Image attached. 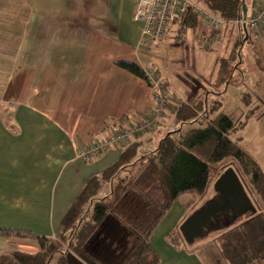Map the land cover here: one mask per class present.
I'll return each instance as SVG.
<instances>
[{
  "label": "crops",
  "instance_id": "obj_1",
  "mask_svg": "<svg viewBox=\"0 0 264 264\" xmlns=\"http://www.w3.org/2000/svg\"><path fill=\"white\" fill-rule=\"evenodd\" d=\"M257 1L242 0L246 15ZM196 4L205 8L201 0ZM135 7L136 0H0V228L5 230L0 232V255L15 250L35 253L39 250L35 236L56 238L86 181L110 167L120 149L113 147L90 161L78 158L76 151L103 136L109 127L105 122L138 120L149 110L147 82L116 65L128 61L146 69L153 64L143 61L151 49L139 41L142 24L133 19ZM177 27L162 41L172 37L178 44L192 32L191 44L202 51L203 67L206 51H220L222 55L210 58L214 68L206 79L212 83L208 92L216 93L214 85L219 93L230 91L227 83L217 82L216 61L229 57L243 28L234 22L210 31L205 41L213 47L203 49L202 24L184 32ZM249 33L250 37L244 36L247 42L240 43L241 51L248 45L247 59L239 54L227 82L237 71L239 104L233 113L242 114L237 139L248 130L247 140L253 145L243 149L264 173V25L259 35ZM245 62L248 68L238 76ZM158 74L171 96L162 120L170 126L173 103L187 102L202 83L186 73L187 80L176 81L168 73L158 70ZM245 92L256 94L260 106L244 101ZM147 137L149 144H155L152 135L137 139L145 142ZM185 194L175 202L176 218L167 223L168 211L150 234L159 264H223L217 247L208 248L210 241L197 248L184 242L177 248L167 238L188 215V201L194 196ZM160 242L164 246L156 248ZM71 259L73 264H84L75 255Z\"/></svg>",
  "mask_w": 264,
  "mask_h": 264
},
{
  "label": "trees",
  "instance_id": "obj_2",
  "mask_svg": "<svg viewBox=\"0 0 264 264\" xmlns=\"http://www.w3.org/2000/svg\"><path fill=\"white\" fill-rule=\"evenodd\" d=\"M244 3L242 0H201L205 10L227 23L235 22L241 28L242 21L240 23L238 20L242 19L241 6ZM201 24L200 16L188 9L176 27L184 32L197 30ZM245 26L246 33L241 31L229 57L217 58L215 68L218 84L229 85L228 76L233 64L240 58V43L247 42L244 41L245 35L250 37V29ZM202 47L212 49L213 45L208 43ZM116 65L147 80L145 71L148 68L128 61H118ZM214 87L216 93L208 92L210 89L204 86V90L198 87L187 102H174L169 115L170 126H165L166 120L162 121V118L160 125L146 134L152 135L155 144L148 143L149 137L145 142L138 139L131 141L120 149L116 161L110 167L86 181L62 219L57 238L66 240L64 236L69 229L70 239L65 241L68 253L58 257V264H73L72 255L84 264H159V255L149 241L150 234L180 195L186 193L190 197L194 196L188 201V215L198 208L200 205H196V198L204 197L214 183L210 174L211 164L226 160L234 163L228 166L235 169L245 189H248L246 191L256 206V213L244 214L232 223L238 224L218 234L214 241L217 251L228 264L264 260V173L250 154L232 138L236 130L242 127V114L236 116L233 111L219 112L222 103L219 94L223 90L219 93L218 86ZM243 94L241 97L244 101L260 106L256 94L253 97L247 92ZM255 108L253 106L252 110ZM244 113L247 115L249 111ZM120 121L121 118L110 123L107 121L104 126L117 125ZM164 128L169 130L161 135ZM146 147L152 153L141 155L140 152ZM140 161L142 164L138 167L136 177L131 175L127 180L111 181L119 169L131 167ZM102 185H108V190L98 196ZM90 201L93 202L88 210L90 216L84 217L83 207ZM1 231L5 230L0 228ZM35 237L39 244L37 252L15 250L2 254L0 264H56L53 254L58 247L48 242L50 238ZM180 238L179 228L171 230L168 235L172 245L177 248L183 245Z\"/></svg>",
  "mask_w": 264,
  "mask_h": 264
},
{
  "label": "built area",
  "instance_id": "obj_3",
  "mask_svg": "<svg viewBox=\"0 0 264 264\" xmlns=\"http://www.w3.org/2000/svg\"><path fill=\"white\" fill-rule=\"evenodd\" d=\"M188 9L201 18L204 29L200 37L204 40V47L209 43L205 41L208 33L227 24V21L188 0H136L133 19L142 24L139 41H143L147 47L159 45L172 27L179 26ZM241 21L253 34L259 35L264 25V0L253 3L245 19L238 20L240 23ZM145 73L151 91V109L138 120L128 117L125 121L118 122L117 125L109 126L103 136L93 138L76 151L78 158L90 161L113 147L121 149L129 144L132 138L146 135L152 128L160 125L166 109L171 106V96L156 68H148Z\"/></svg>",
  "mask_w": 264,
  "mask_h": 264
},
{
  "label": "rangeland",
  "instance_id": "obj_4",
  "mask_svg": "<svg viewBox=\"0 0 264 264\" xmlns=\"http://www.w3.org/2000/svg\"><path fill=\"white\" fill-rule=\"evenodd\" d=\"M188 1L198 3V0H188ZM188 34H190V35H188V37L182 36V39L178 44H175L173 42L172 37H170L166 41H164V42L162 41L161 43H159V45H157V46L148 47L149 49H151V52L146 54L147 57L145 58V60L143 59V61L145 63L153 62V64L149 68L155 67L160 72L168 73V75L172 77L173 81L180 79V77L187 80L186 74L190 75V79H193L194 77L197 76L196 80L202 84L196 85V88L199 87V89L201 88L204 90L203 86H205L206 89H210V87H212V83H210L206 80L209 77L211 69L214 68V65H212L210 63V58L216 57L218 54H220V51H218V50L206 51L204 53V57H203V63H204L205 67L201 66L202 51H200L199 49H197L196 47H194L191 44L192 40H193L192 32H190ZM234 46H235V44L232 47L234 48ZM247 49H248V45L246 44L243 47V50L241 51V58L243 61H245L247 59V57H246V54H247L246 50ZM226 51H227V48H226ZM220 55H222V54H220ZM247 68H248V66H247L246 62L243 63V65L238 70V76H241L242 72H244V69L247 70ZM198 70H201V72L197 73ZM236 75H237V71H235L234 78L232 79L231 83L228 86V89H230V91L227 90L225 93H223L225 95L221 96V98H219V101H222L221 106L218 110L219 112H221V111L226 112V113L232 112L234 110V108L239 104V102H237V94L239 91V86L237 85L238 80L235 78ZM173 87L176 90L175 86H173ZM241 89H244V87L241 86ZM228 105L229 106L231 105L230 108H227ZM243 105H245V104L242 103L241 106H243ZM151 106H152V101H151ZM151 106H150L149 110L151 109ZM246 109L247 108L245 105V108H242L243 112ZM149 110H147L146 112H148ZM167 130H169V128H164L162 130L161 135H164V132ZM178 132L179 131L174 133L175 137H177ZM239 132H240V129H237L236 132L234 133V135L232 136V138H234L237 142L240 141V143L243 144V145H241L242 147H247V146L251 147L253 145L252 142L250 140H247L248 130L246 129L245 131H243L242 134H240L243 137V139H241V140L237 139L238 138L237 135L239 134ZM135 139H137V138H132V141ZM144 149L145 150L140 152L141 155L152 153V152H150L149 148L146 147ZM141 155H137V156H141ZM140 164H142V161H140L138 164H132L131 167H128V166L122 167L117 172V176L115 175V177H113L111 179V181H118L121 179L127 180V178L130 177L131 175L136 177L137 176L136 173H137V170H138V167L140 166ZM231 164H234V163L231 162L230 160L223 161L222 163H219V164H211V173L210 174H211V179L213 180V182L216 179V177L222 172V170ZM134 177H132V178H134ZM107 186L108 185H102L101 190L98 192L99 193L98 196H102L104 194V192H106L108 190ZM246 190L248 191L247 188H246ZM214 194H215L214 183H212L208 189V192L205 194L204 197H201V198L197 197L196 198V201H197L196 205L197 206L202 205L206 200L212 198L214 196ZM178 199H179V197H178ZM92 203L93 202L90 201L84 205L83 210H82L84 217L90 216L88 210L90 208V205H92ZM190 205H192V202L190 203ZM178 207H179L178 203L173 204V207L167 213V215L169 216L167 221H166L167 223L170 222L171 219L176 218L174 216L178 213V210H177ZM164 224H166V223H164ZM180 224L178 225L177 228H179ZM236 224H238V223H234V224L231 223L230 225H228L226 228H224L222 230L212 231V232H210V234L208 236H206L202 239H198L197 241L192 243L191 246L197 248L203 242L210 241L208 248H212V247L216 246V244H213L216 236L218 234H220L221 232L222 233L226 232L228 229H230L231 227H233ZM69 233H70V231L68 229L65 233V236H64L66 240L58 239L56 237L54 239L50 238L48 241L49 243L54 244L58 247L57 252L55 254H53V255H55L53 257V262H55L56 264H58V260H57L58 257L64 256L68 253V249L66 248L67 244L65 241H68V239H70ZM180 239L182 240L181 243H183V245L185 246V244H184L185 241H184L182 236ZM160 243L161 244L155 245V247L157 248L158 245L164 246V244L162 242H160ZM170 243H172V242H170ZM158 247H161V246H158ZM218 255L221 258V262L223 264H225V263L228 264L222 258L220 253H218ZM262 262L264 263V260H262Z\"/></svg>",
  "mask_w": 264,
  "mask_h": 264
},
{
  "label": "water",
  "instance_id": "obj_5",
  "mask_svg": "<svg viewBox=\"0 0 264 264\" xmlns=\"http://www.w3.org/2000/svg\"><path fill=\"white\" fill-rule=\"evenodd\" d=\"M241 10L244 20L246 6L242 5ZM243 31L246 33L245 24ZM214 190L212 198L206 200L181 222L179 232L187 244L206 237L212 231L226 228L248 212L256 213L255 204L232 166L223 169L217 176Z\"/></svg>",
  "mask_w": 264,
  "mask_h": 264
}]
</instances>
